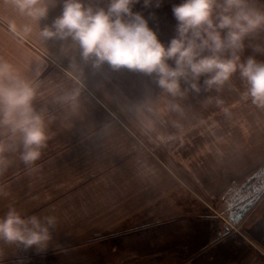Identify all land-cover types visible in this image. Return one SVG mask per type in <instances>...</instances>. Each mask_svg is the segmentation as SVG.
<instances>
[{"label": "crops", "instance_id": "0c3cea01", "mask_svg": "<svg viewBox=\"0 0 264 264\" xmlns=\"http://www.w3.org/2000/svg\"><path fill=\"white\" fill-rule=\"evenodd\" d=\"M180 2L174 0V4ZM59 11L57 5L44 23H50ZM168 17L166 27L160 24L159 30L164 33L159 32V36L165 45L174 35L176 23L172 13ZM26 22L15 9L13 0H0V58L29 78L40 72L39 95L34 107L47 109L49 139L41 149L40 158L31 164L20 159L19 151L5 153L8 164L0 171V218L9 209H15L22 218L55 217L56 223L44 247L25 248L0 241V264L51 261L64 264L69 262L65 257L68 255L72 258L71 264H85L83 257L93 264H166L164 257L170 260L173 255L182 258L179 264H264V233L251 232L250 227L245 228L247 235L239 229L235 233L225 228L211 238L210 226L209 239L200 243L209 232L204 223L203 231H195L183 246L177 247L166 242L158 245L157 227L163 223L148 229L127 230L128 221L136 220L141 213L144 193L158 192L159 186L158 177H143L141 160L137 161L133 153L128 154L126 121L111 117L112 112L121 111L106 97L122 95L119 88L111 85V80L125 78L126 70L114 72L106 65L93 70L82 65V79L77 83L65 71L76 53L67 46L62 52L57 41H42L35 25L25 37L17 36L10 28L14 23L19 29ZM255 43L264 44V34ZM245 44L247 50L242 60L251 55L264 61V54L254 53L247 41ZM229 81L232 89L225 87L227 96L245 95L247 86L245 82L240 83L239 72ZM74 88H79L75 103L56 101L57 96ZM112 88L118 93L110 91ZM218 92L224 96L222 90ZM229 101L228 106L227 102L220 105L221 114L245 111L246 116H237L244 121L243 118L249 119L253 112L259 111L264 128V109L256 107L250 98H246L247 104L235 103L233 98ZM226 159L238 161L231 153ZM234 171L235 167L228 168L226 174ZM223 177L217 180L214 190L224 183ZM230 222L235 220L230 218ZM148 232L156 241L150 248L132 245L134 242L127 240Z\"/></svg>", "mask_w": 264, "mask_h": 264}, {"label": "clouds", "instance_id": "9594fccd", "mask_svg": "<svg viewBox=\"0 0 264 264\" xmlns=\"http://www.w3.org/2000/svg\"><path fill=\"white\" fill-rule=\"evenodd\" d=\"M18 13L27 22L12 31L28 36L35 25L42 41H57L61 51L66 46L72 57L66 74L80 83L82 65L99 70L105 65L112 71L127 70L148 77L168 97L167 109L184 114L180 100L189 91L219 90L239 72L247 90L245 96L264 109V61L255 56L242 60L245 42L254 53L264 54V44L255 43L264 34V3L261 0H181L173 4L174 35L165 45L157 38V29L149 27L155 13L145 17L143 9L159 8L161 0H13ZM59 5V15L49 19L50 11ZM40 72L33 78L21 75L7 60L0 58V171L7 167L5 153L20 152L25 164L38 160L49 139L45 117L47 109L37 110L34 101L39 95ZM184 85L183 89L181 85ZM79 88L65 91L55 99L73 104ZM138 111L153 113L151 97ZM51 117H49V122ZM165 122L160 120L163 126ZM177 129L182 126L173 122ZM146 131L155 132L149 120ZM160 139H165L158 134ZM171 138V137H167ZM55 217L22 218L9 209L0 218V241L6 244L44 247L51 239Z\"/></svg>", "mask_w": 264, "mask_h": 264}, {"label": "rangeland", "instance_id": "374dc122", "mask_svg": "<svg viewBox=\"0 0 264 264\" xmlns=\"http://www.w3.org/2000/svg\"><path fill=\"white\" fill-rule=\"evenodd\" d=\"M173 4L174 0H161L159 8L150 7L145 10L141 5L136 6V10L142 11L145 17L149 12L155 13V18L149 20V27L157 29L159 41V32L162 33L159 31L160 24L166 27L165 19L172 13L169 6ZM246 50L242 55H246ZM204 79L205 77H201L199 93L189 91L179 101L184 108L182 116L168 111L169 98L161 95L148 77L127 70L125 78L111 80V85L119 88L122 95L112 94L106 97L113 107L121 111L112 112V119L126 121L128 154L133 153L137 161L141 160L143 177H158V192L151 195L148 191L144 193L141 213L137 214L136 220L128 221L127 230L148 229L152 225L163 223L157 227L155 236L159 238V246L162 242L172 247L183 246L195 231H203L204 223L209 232L200 243L209 239L211 231V238H214L225 228L233 229L235 233L239 229L245 235L246 227H250V231L256 234L264 233L262 112L255 111L249 119L243 118L244 121L238 120L237 116H246L245 111L221 114V104L227 102L228 106L231 98L235 103L247 104V97L242 94H225V87L232 89L229 87L232 81L226 82L219 89L224 96L215 87L205 91ZM181 87L183 89V83ZM110 91L118 93L113 88ZM148 96L151 97L154 112L138 111V107ZM217 105L219 108L215 110ZM149 120L155 123V132L146 131L145 124ZM160 120L165 122L163 126ZM173 122H178L182 127L177 129ZM158 134L166 138L160 139ZM230 153L238 161L226 159ZM232 167L236 171L226 174L228 168ZM223 175L224 183L214 190L218 185L217 180ZM245 206L247 209L243 216L230 222V218L235 217ZM210 226L213 229L211 231ZM152 236L148 232L126 238L134 242L132 245L150 248L151 243H156ZM258 248L261 249L259 246ZM65 257L69 262L64 264H71V256ZM83 258L85 264H93L91 260ZM164 259L166 264H179L182 261L181 257L176 258L174 255L170 260ZM48 264L56 263L51 261Z\"/></svg>", "mask_w": 264, "mask_h": 264}, {"label": "water", "instance_id": "95a60500", "mask_svg": "<svg viewBox=\"0 0 264 264\" xmlns=\"http://www.w3.org/2000/svg\"><path fill=\"white\" fill-rule=\"evenodd\" d=\"M260 194H258V196H259ZM246 209H247V206H245V207H243L241 210H239L237 213H236V215H235V217H231V220H239L242 216H243V214H244V212L246 211Z\"/></svg>", "mask_w": 264, "mask_h": 264}]
</instances>
